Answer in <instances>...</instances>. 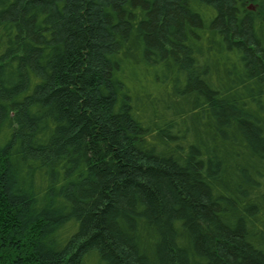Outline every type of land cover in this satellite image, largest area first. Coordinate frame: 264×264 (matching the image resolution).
Masks as SVG:
<instances>
[{
	"label": "trees",
	"instance_id": "1",
	"mask_svg": "<svg viewBox=\"0 0 264 264\" xmlns=\"http://www.w3.org/2000/svg\"><path fill=\"white\" fill-rule=\"evenodd\" d=\"M0 264H264V0H0Z\"/></svg>",
	"mask_w": 264,
	"mask_h": 264
}]
</instances>
